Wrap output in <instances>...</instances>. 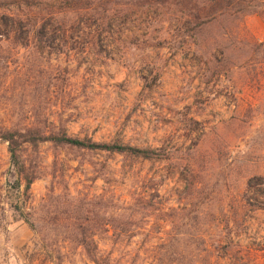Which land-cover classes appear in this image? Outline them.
Returning a JSON list of instances; mask_svg holds the SVG:
<instances>
[{"label":"rangeland","instance_id":"374dc122","mask_svg":"<svg viewBox=\"0 0 264 264\" xmlns=\"http://www.w3.org/2000/svg\"><path fill=\"white\" fill-rule=\"evenodd\" d=\"M18 23L0 128L148 154L25 145L26 193L0 141V264H264V0H0Z\"/></svg>","mask_w":264,"mask_h":264},{"label":"trees","instance_id":"16d2710c","mask_svg":"<svg viewBox=\"0 0 264 264\" xmlns=\"http://www.w3.org/2000/svg\"><path fill=\"white\" fill-rule=\"evenodd\" d=\"M11 32L2 30L0 27V37L10 38L12 33L21 32V23ZM4 29L7 30L8 22L2 24ZM14 27V26H12ZM31 32L27 30L25 39H30ZM48 30L46 27H41L35 32L36 38L46 39L48 37ZM0 141L8 144V151L11 156L12 176L15 178L16 188H21L24 185L25 192L28 193L33 183L37 180L36 176L27 169V163L23 158L22 149L25 145H37L41 143L51 142L61 145H69L80 149L89 151H105L110 153L132 154L135 156L147 155L148 152L136 148H130L122 145L99 144L91 139H75L70 137L65 131L58 135L45 136L37 129H4L0 128ZM145 157V156H144Z\"/></svg>","mask_w":264,"mask_h":264}]
</instances>
